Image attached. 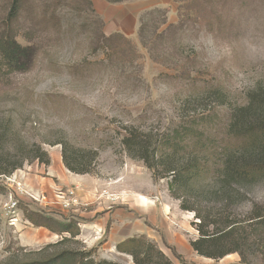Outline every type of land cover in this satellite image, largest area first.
<instances>
[{
    "label": "rangeland",
    "instance_id": "374dc122",
    "mask_svg": "<svg viewBox=\"0 0 264 264\" xmlns=\"http://www.w3.org/2000/svg\"><path fill=\"white\" fill-rule=\"evenodd\" d=\"M11 2L0 0V27ZM56 9L61 23L46 22L44 13ZM16 25L19 42H35L38 56L26 73L0 71V152L39 143L51 163H26L20 170L29 179L20 170L11 181L0 177V264H43L66 254L67 264H133L117 246L134 237L147 238L174 264L181 260L173 249L185 264H241L238 254L214 260L191 248L200 236L195 212L182 210L171 178H156L131 159L121 138L132 126L153 145L194 126L219 153L228 148L232 114L264 86V0H92L91 9L82 0H31ZM114 34L124 38L96 45L98 36ZM60 140L98 150L91 174L65 167L62 146L48 144ZM10 196L14 210L5 206ZM218 200L210 194L189 204L205 212ZM254 205L264 207V179L227 211L246 214ZM64 225L80 234L54 232Z\"/></svg>",
    "mask_w": 264,
    "mask_h": 264
},
{
    "label": "trees",
    "instance_id": "16d2710c",
    "mask_svg": "<svg viewBox=\"0 0 264 264\" xmlns=\"http://www.w3.org/2000/svg\"><path fill=\"white\" fill-rule=\"evenodd\" d=\"M30 1L12 0L8 14L3 19L0 27V71L5 68L9 73H26L36 62L37 44L20 43L16 25ZM82 1L92 8V0ZM57 11L56 9L50 13L47 10L44 13L46 22L54 24L57 21L60 24L62 17ZM159 13L163 14L161 11ZM154 14L155 12H150L149 16L153 17ZM161 24L165 25L166 20L163 19ZM146 28L147 22H143L140 37L144 47L149 49L151 38H145ZM115 38L123 39L124 36L101 35L95 38V43L98 46L101 41L108 43ZM125 131L121 144L127 155L133 160L143 162L153 172L154 177L171 178L169 189L176 197L183 199L182 210L195 212L199 220L196 227L200 236L190 245L199 256L221 260L238 254L241 264H264V207L254 205L246 214L232 215L227 211L230 205H241L251 187L264 179V86H258L250 95L248 105L232 114L230 145L228 148H222L221 153L214 147V140L194 126L176 130L153 145L150 141L142 140L132 126L127 127ZM9 133L10 131L3 132L2 137L9 136ZM48 144L62 146V160L70 172L77 175L93 172L99 155L98 150L75 148L67 140ZM217 156L220 157L219 162L213 161ZM31 161L50 165V156L42 144L32 143L13 151L0 152V177L13 175ZM210 194L219 200L210 204L205 212L190 206L191 199L198 203ZM30 220L34 222L32 218ZM36 225L48 227L40 223ZM64 226V229L54 232L68 233L73 238L80 234L79 230L76 232L71 230L70 225ZM66 240L67 238L49 247H56ZM117 250L130 255L133 264H174L145 237L129 238L121 242ZM173 251L181 260V264H185L182 257L177 255L174 249ZM256 251L260 256L255 257L260 258L259 262L253 263L251 257L256 255ZM66 256L68 255L55 257L43 264H67V261H64ZM83 264L118 263L108 261L96 263L94 260L85 263L83 259Z\"/></svg>",
    "mask_w": 264,
    "mask_h": 264
},
{
    "label": "built area",
    "instance_id": "2783aa9c",
    "mask_svg": "<svg viewBox=\"0 0 264 264\" xmlns=\"http://www.w3.org/2000/svg\"><path fill=\"white\" fill-rule=\"evenodd\" d=\"M6 180L11 181V180H13V178L6 177ZM5 206L8 210H14L17 206V202L13 199L12 196H10L9 200L6 202Z\"/></svg>",
    "mask_w": 264,
    "mask_h": 264
},
{
    "label": "crops",
    "instance_id": "0c3cea01",
    "mask_svg": "<svg viewBox=\"0 0 264 264\" xmlns=\"http://www.w3.org/2000/svg\"><path fill=\"white\" fill-rule=\"evenodd\" d=\"M19 174H20V176H26V177H28V179H29V177H30V175L27 174L26 171H23V170H20V171L17 173V175H19Z\"/></svg>",
    "mask_w": 264,
    "mask_h": 264
}]
</instances>
